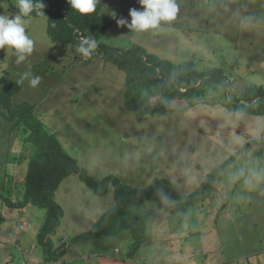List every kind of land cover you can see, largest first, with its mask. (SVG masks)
Wrapping results in <instances>:
<instances>
[{"label":"rangeland","instance_id":"obj_1","mask_svg":"<svg viewBox=\"0 0 264 264\" xmlns=\"http://www.w3.org/2000/svg\"><path fill=\"white\" fill-rule=\"evenodd\" d=\"M9 3L16 0H0V15L12 14ZM46 24V19L25 22L34 50L19 65L12 50L0 51V76L21 83L13 103L35 104V114L48 132L95 181L115 175L126 186L146 188L156 179H166L178 194L190 195L243 145L264 138V116L237 113L230 103L246 88L264 87V23L256 24L259 41L233 56L238 62L234 68H219L227 63L220 53L207 58L199 51L190 54L188 47L171 55L170 43L156 42L154 49L164 56L157 57L174 65L193 62L197 72L219 68L227 83L213 84L192 98L165 100L170 111L143 118L123 106L121 71L98 60L77 59V46L52 44ZM27 73L40 77L37 87H31ZM0 133L8 135L9 145L6 167L0 171V194L21 201L22 180L4 178L12 175L19 157L28 161L35 148L24 145L21 132L3 118ZM209 199H165L161 207L145 204L139 215L143 236L137 242L127 232L77 238L114 205V197L113 188L103 197L94 196L71 175L55 195L64 214L51 241L56 251L66 249L64 260L73 262L94 252L96 257L111 255L143 264H264V145L250 147L225 166ZM8 209L0 202V264H44L36 235L45 211L31 205L24 214ZM161 254H174L175 261L171 256L162 260Z\"/></svg>","mask_w":264,"mask_h":264},{"label":"trees","instance_id":"obj_2","mask_svg":"<svg viewBox=\"0 0 264 264\" xmlns=\"http://www.w3.org/2000/svg\"><path fill=\"white\" fill-rule=\"evenodd\" d=\"M42 2L45 5L41 10L44 15H38L33 11L25 18L46 19V35L51 43L61 48L78 47L82 36L94 37L98 45L94 54L86 58L77 52V59L85 58L86 62L98 60L100 64L110 65L121 71L124 75L123 106L138 118L170 111L165 100L192 98L197 92L213 84L227 83L224 72L219 68L197 72L193 62L174 65L149 54L136 44L126 48L102 43V36L109 28L110 22L100 16L99 4L96 12L81 15L71 9L68 0ZM9 7L12 14L18 12L16 5L9 3ZM21 90L22 85L19 81L6 75L0 76V118L10 123L12 130L21 132L24 145L30 144L35 148V152L27 161L26 175L22 178L23 199L13 202L9 197L0 194V202L9 209L22 210L31 205L45 211L44 222L36 235V244L43 251L44 264H60L66 254V249L61 251L54 249L51 235L63 218L64 212L55 201V195L61 182L67 177L77 175L96 197L105 196L109 188H113L114 205L100 216L88 232L77 238L94 240L115 237L121 232H127L137 242L143 236L139 215L145 204L160 205L165 199L176 202H204L212 195L217 176L225 166L250 147L264 145V138L243 145L209 173L198 185V189L190 195L178 194L173 183L166 179H156L146 188L126 186L115 175H107L95 181L79 167L76 159L63 150L56 136L48 132L44 123L35 114V104L13 103L14 96ZM230 103L232 110L237 113L264 116V87L246 88L241 91L239 98L230 100ZM19 158V163L26 159ZM136 245L134 244L133 248Z\"/></svg>","mask_w":264,"mask_h":264},{"label":"crops","instance_id":"obj_3","mask_svg":"<svg viewBox=\"0 0 264 264\" xmlns=\"http://www.w3.org/2000/svg\"><path fill=\"white\" fill-rule=\"evenodd\" d=\"M176 3L178 12L175 19L162 21L155 29L136 32L125 27H118L116 20L110 14L115 12L117 18H126L130 22L129 10L132 8L141 9L138 0H100V14L110 22V26L103 34L102 39L109 36L106 44L114 47H126L131 43L139 44L149 53L162 58L164 56L154 49L156 42L170 43L171 55L174 52L188 50V47L191 49L190 54L196 55L194 51H199L207 58L216 56L215 53H220L219 56L227 57L225 58L227 63L219 66V68H234L238 62L233 59V56L235 57L237 52L244 47L252 46L260 39V36L257 35L256 24L264 23V0H176ZM32 19L35 18H24L25 22ZM46 47L49 48L48 45ZM0 51L5 53L7 50L0 49ZM7 137L8 135L0 133V171L3 166L5 169L7 163L9 152V145L5 140ZM19 152L21 153L20 149H18L17 155ZM18 159L12 175L5 177V181L9 178L22 180L26 175L27 161L23 160L19 163ZM209 198L207 200H210ZM162 204L163 201L161 205L155 204V206L161 207ZM23 210L25 208L22 209L24 214L25 211ZM177 211L173 212L179 213ZM65 242H61V244L64 243L65 245ZM97 255L98 257L95 256L94 252H91L88 258L83 256L82 260L76 262L63 258L64 262L61 264H143L127 258ZM161 256L162 260L166 259L165 256H171L172 261H175L174 254H161ZM145 264L147 263L145 262ZM153 264L161 263L155 261Z\"/></svg>","mask_w":264,"mask_h":264},{"label":"clouds","instance_id":"obj_4","mask_svg":"<svg viewBox=\"0 0 264 264\" xmlns=\"http://www.w3.org/2000/svg\"><path fill=\"white\" fill-rule=\"evenodd\" d=\"M141 9L132 8L129 10L130 22L126 18H117L116 13L110 15L116 20L118 27H127L136 32H142L149 29H155L162 21H171L175 19L178 12L176 0H138ZM100 0H68L72 10L81 15H88L96 12ZM18 12L16 14L0 15V49L12 50L16 57L15 63L21 64L34 50V41L26 33L25 17H28L33 11L38 15H44L41 11L45 5L42 0H16ZM97 41L92 36L80 39V44L76 51L83 57H91L96 48ZM30 77L31 87H37L41 80L39 76Z\"/></svg>","mask_w":264,"mask_h":264}]
</instances>
